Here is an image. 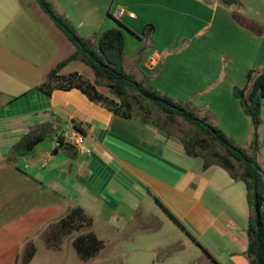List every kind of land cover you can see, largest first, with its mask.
Wrapping results in <instances>:
<instances>
[{
  "label": "crops",
  "instance_id": "obj_1",
  "mask_svg": "<svg viewBox=\"0 0 264 264\" xmlns=\"http://www.w3.org/2000/svg\"><path fill=\"white\" fill-rule=\"evenodd\" d=\"M25 1L0 0L1 170L11 173L14 167L39 184L40 192L48 188L58 195L65 203L56 209L59 220L70 209L82 208L103 243L97 229L107 233L136 227L160 211L200 250L201 261L249 264L251 213L244 183L218 166L204 170L201 159L185 155L177 138L139 120L114 116L77 89L54 90L49 96L38 91L74 48L34 0ZM46 1L91 45L103 31L122 24L125 72L247 149L250 122L234 89L248 87L250 71H264V0H237V6L229 7L217 0ZM118 10L123 12L119 18ZM150 58L154 65L149 68ZM80 65L71 62L59 75L77 73L94 83L93 74ZM73 125L82 131L90 155L56 145ZM41 127L52 136L27 154L12 153L25 134ZM258 138L255 161L264 173V102ZM74 197L81 204L73 203ZM12 229L13 223L0 227V264L14 262L3 238Z\"/></svg>",
  "mask_w": 264,
  "mask_h": 264
},
{
  "label": "trees",
  "instance_id": "obj_2",
  "mask_svg": "<svg viewBox=\"0 0 264 264\" xmlns=\"http://www.w3.org/2000/svg\"><path fill=\"white\" fill-rule=\"evenodd\" d=\"M40 10L52 24L64 35L73 46L74 52L60 61L46 76L38 91L49 96L54 90L77 89L89 101L99 104L114 116L122 119H135L152 125L170 135L164 126L173 125L180 120L191 128V137L179 138L183 151L188 157L199 158L202 168L218 166L237 181L244 183L247 192V203L250 217L247 225L246 256L249 264H264V173H261L255 154L259 148L258 128L262 102H264V71L248 73V87L234 89V95L240 101L244 115L251 127V139L247 149L236 146L216 126L208 123L206 118H199L186 106L175 102L166 95H161L151 87H143L123 67L124 35L126 28L118 22L117 28L103 31L99 34L96 44L91 45L76 33L75 28L62 16L56 14L46 0H34ZM224 6H237V0H217ZM145 30V37L151 31ZM79 62L86 66L94 76L95 82L90 83L77 73L60 76L59 72L67 64ZM102 84L116 98L111 99L98 92L96 86ZM152 113L164 118V126L151 122ZM76 128H80L75 125ZM48 130L41 127L37 132L25 134L12 147L14 155H24L31 152L46 138ZM59 144L62 139L59 138ZM66 150L70 149L68 145ZM92 219L80 207L70 209L67 214L55 224L48 226L44 236L48 248L57 249L64 236L78 233L72 240V246L82 261L93 258L103 247V243L92 231ZM183 228V227H182ZM184 229V228H183ZM185 230V229H184ZM35 254V248L26 247L23 264H29ZM212 264H218L210 258Z\"/></svg>",
  "mask_w": 264,
  "mask_h": 264
},
{
  "label": "rangeland",
  "instance_id": "obj_3",
  "mask_svg": "<svg viewBox=\"0 0 264 264\" xmlns=\"http://www.w3.org/2000/svg\"><path fill=\"white\" fill-rule=\"evenodd\" d=\"M80 67H84L93 78L86 66ZM137 82L143 87L147 86L144 81ZM97 87L103 95L116 100L105 86L99 84ZM149 120L161 126L165 124L163 116L156 113H152ZM164 127L170 136L178 140L192 136L191 128L180 120ZM47 130L46 136H52V131ZM21 162L14 163L21 167L24 161ZM25 176L14 167L11 173L7 168L6 174L0 168V227L13 223V229L3 237L7 239V255L10 249L12 251L13 264H23L28 245L35 248V257L30 264H212L206 258L201 261L203 255L200 250L160 211H155L154 218L142 221L136 227L128 225L123 230L107 233L97 229L100 238L104 240V243L100 240L103 247L87 261H82L70 244L78 234L76 232L64 236L57 249L48 248L44 236L48 226L59 220L57 207H64L65 203L48 188L40 192V185ZM36 176L35 173L33 177L37 179ZM71 200L75 204L82 202L75 197ZM18 251L19 258L15 262Z\"/></svg>",
  "mask_w": 264,
  "mask_h": 264
},
{
  "label": "built area",
  "instance_id": "obj_4",
  "mask_svg": "<svg viewBox=\"0 0 264 264\" xmlns=\"http://www.w3.org/2000/svg\"><path fill=\"white\" fill-rule=\"evenodd\" d=\"M123 14L122 10L116 12V16L119 18ZM154 60L150 58L148 62V67H153ZM62 139V143L72 147L78 155L88 156L91 154V150L85 144V138L82 132H80L75 125H73L69 130L65 131L59 137ZM59 138L56 139V145L59 143Z\"/></svg>",
  "mask_w": 264,
  "mask_h": 264
}]
</instances>
